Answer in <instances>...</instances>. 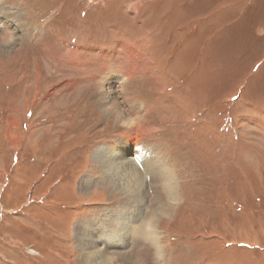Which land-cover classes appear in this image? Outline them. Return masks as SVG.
<instances>
[{
  "label": "rangeland",
  "instance_id": "rangeland-1",
  "mask_svg": "<svg viewBox=\"0 0 264 264\" xmlns=\"http://www.w3.org/2000/svg\"><path fill=\"white\" fill-rule=\"evenodd\" d=\"M3 3L14 39L0 49V264H84L85 226L99 242L126 236L118 220L136 221L151 190L107 202L91 151L139 136L181 176L179 206L163 211L173 264H264V0ZM92 50L133 54L136 76L113 98L144 111L117 114L122 133L99 112L109 56Z\"/></svg>",
  "mask_w": 264,
  "mask_h": 264
},
{
  "label": "clouds",
  "instance_id": "clouds-1",
  "mask_svg": "<svg viewBox=\"0 0 264 264\" xmlns=\"http://www.w3.org/2000/svg\"><path fill=\"white\" fill-rule=\"evenodd\" d=\"M98 96L102 89L97 85ZM144 106L134 108L124 107L117 103L107 105L100 112L103 121L111 123L113 129H119L115 134L128 128L123 119H140ZM122 114V118L117 113ZM100 151L95 143L92 151ZM141 169L134 162L120 168L105 170L107 202L123 206L124 201L137 194L142 195L150 189L149 202L144 214L131 229L133 247L120 257L121 264H173L167 234L163 231V223L169 219L162 215L164 210L177 208L180 196L177 191L181 184V176L175 160L164 145L155 151L154 156L143 162ZM111 256V255H110ZM109 256V257H110ZM107 264V259L105 260Z\"/></svg>",
  "mask_w": 264,
  "mask_h": 264
},
{
  "label": "bare ground",
  "instance_id": "bare-ground-1",
  "mask_svg": "<svg viewBox=\"0 0 264 264\" xmlns=\"http://www.w3.org/2000/svg\"><path fill=\"white\" fill-rule=\"evenodd\" d=\"M0 1L3 3L6 0H0ZM4 6H2V9H0V24L5 23V25L3 27L4 31L0 32V49H2V50H5L4 48H7L8 44L6 42H7L8 39L9 40H13L14 39L13 38L14 37L13 36L14 32L11 31V29H10V24L12 23V20H11L10 17L11 16L14 17V14L11 13V11L9 12L10 14L7 13L9 11V8H6ZM121 48L122 47H120L119 50H121ZM92 53L95 55L94 58L97 57V56H103V57L104 56H107V57L109 56L108 57V62L105 61L106 63H104L103 65L101 64L102 65L101 67L102 68L104 67L103 70H104L105 75L99 80V81H101L100 84H97L104 91V92L102 91L104 96L101 99L102 103H107L105 106H101L102 109H104L110 103L111 104L115 103L114 98H113V94L115 93V90L117 89L118 85L122 84L123 81L132 79V77L136 76V73H135L134 69L132 67H130V65L128 64L129 62L125 61L127 58H129V61H130V54H131V61L134 60V57H133L132 53H129V55L124 54V56L122 54H120L119 58H118L117 54H115V57H114V55L110 56L109 53H107L106 51H103V50H92ZM86 54H85V56H86ZM84 60H83V62H84ZM120 60L122 61L121 66H119L118 69H116V68H115V70L113 69L114 71H112V70L110 71L111 66H108V65L109 64H113L114 61L116 63H118ZM131 61H130V63H131ZM126 62H128V63H126ZM71 63H72V61H71ZM80 63H81V61H80ZM110 73H113V75H111ZM118 75H119V77L117 78L116 76H118ZM110 77H112V78H110ZM121 80H123V81L121 82ZM117 103H119V102H117ZM117 114L122 115L119 112ZM126 124H128V123L126 122L125 125ZM139 137L142 138L143 136H139ZM136 138L135 139H131V140L129 139L128 141L125 142L124 145H122V147L121 146H119V147L116 146L115 147V145L112 144L113 145L112 148L115 147V151L111 150V149L108 152L103 150V149H100V151H98V152L95 151L96 152V154H95L96 161L98 160L99 162H104V164L107 166V169L120 168L121 170H123L124 166L129 165V164H131L133 162L134 163L136 162V164L141 169H143L144 166H145L143 162L146 161V160L151 159L154 156L155 152L153 150H155V149L153 148L152 145H149L148 148H144V152L142 153L141 152L142 148L140 147L141 146L140 143L143 142V141H142L141 138H139V139H136ZM145 151L150 153L151 155L147 156L148 154H146ZM93 184H94V182H93L92 177H85L84 179H82V181L80 182L79 185L82 188V190H84L86 192V191H89V190H91L93 188ZM174 190L177 191V189H174ZM146 194H147V199H148V197L150 195V191H147ZM138 196L141 198V196L144 197V194L143 195L137 194V195H135L133 197L137 198ZM137 200L135 201V204H134L135 207L138 208V211H135V212L138 213V215L136 217L137 220L134 221V222H132V220H130V218H127L125 220H124V218H121L120 220H118L120 222V223L119 222L118 223L120 224L122 230L124 229L126 231V233H127L126 236H122L121 237L120 235H117V234H114L113 236L112 235L106 236L105 234H103L104 239H102L99 242V240L95 239V237L92 235V233H91L92 230L89 229L91 227H89V228L87 226H85L84 228L81 227V228H83L82 229V234L86 235V239L84 237V242L87 244V242L85 240H89L88 245H86L87 249H85L84 248L85 245H83L84 250H86L85 254H84V257H85L84 258L85 259L84 260V264H106V262H105L106 259H107V264H113L115 259H114V257H111L112 255H117V256H120V257L123 256V255H126L125 252L128 251L131 248V244H133V243L130 244L131 238H132L131 229L136 223H138L139 219L144 214V210H145V208L147 206V203H146V206L144 207L143 212H141V208H140L141 205L139 203L143 204L142 200H144V198H142V200H140V199H137ZM161 214L165 215V216H169L170 213L162 212ZM127 236H129V240L130 241L126 240ZM107 237H108L109 240H107ZM116 246L117 247L119 246V247L117 248Z\"/></svg>",
  "mask_w": 264,
  "mask_h": 264
}]
</instances>
